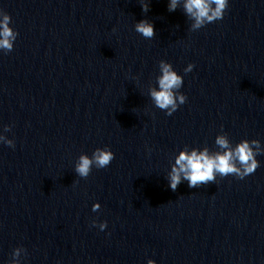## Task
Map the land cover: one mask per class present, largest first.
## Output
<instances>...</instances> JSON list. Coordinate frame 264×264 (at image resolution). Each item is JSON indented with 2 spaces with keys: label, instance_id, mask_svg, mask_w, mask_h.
Returning <instances> with one entry per match:
<instances>
[{
  "label": "clouds",
  "instance_id": "1",
  "mask_svg": "<svg viewBox=\"0 0 264 264\" xmlns=\"http://www.w3.org/2000/svg\"><path fill=\"white\" fill-rule=\"evenodd\" d=\"M182 6L188 20L191 21L189 31H197L207 24L223 19L229 7V0H169L168 11L173 12ZM142 11H149V2L141 3ZM12 17L7 12L0 9V52L10 53L14 48V42L18 37V32L11 27ZM135 31L145 39H152L155 36V29L147 19L135 24ZM160 74L156 77V86H149L148 93L154 106L166 115L171 116L178 108L187 102V96L180 91L184 78L178 74L171 63L159 61ZM194 64L189 63L184 69L187 74L193 70ZM12 125H5L3 132L11 131ZM0 143L10 148L15 147V141L0 133ZM218 150L212 151L208 146L202 148L185 146L175 156L171 165L167 180L172 191H176L178 186L187 181L190 188H200L202 185L215 183L217 177L235 176L243 179L251 175L260 166V161L256 158L264 154V147L257 139H242L234 146L227 133L221 132L214 141ZM150 151V150H149ZM115 154L107 146L96 148L91 156L82 153L75 164V173L83 179L91 174L93 167L96 169L107 168ZM101 209L99 202L94 203L92 211ZM93 227H99L103 231L107 227V221L97 223L92 221ZM22 255H27V250L23 247H16L11 253V259L7 264H21ZM147 264H156L155 260L149 259Z\"/></svg>",
  "mask_w": 264,
  "mask_h": 264
}]
</instances>
